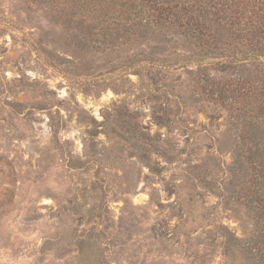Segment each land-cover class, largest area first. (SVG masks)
<instances>
[{
  "label": "rangeland",
  "instance_id": "obj_1",
  "mask_svg": "<svg viewBox=\"0 0 264 264\" xmlns=\"http://www.w3.org/2000/svg\"><path fill=\"white\" fill-rule=\"evenodd\" d=\"M102 1L0 0V264H242L256 173L212 59L115 39Z\"/></svg>",
  "mask_w": 264,
  "mask_h": 264
},
{
  "label": "trees",
  "instance_id": "obj_2",
  "mask_svg": "<svg viewBox=\"0 0 264 264\" xmlns=\"http://www.w3.org/2000/svg\"><path fill=\"white\" fill-rule=\"evenodd\" d=\"M104 1H109L106 7L100 6L114 16L110 33L115 39L120 32L173 30L177 41L212 59L205 66L206 94L225 107L231 126L243 124L240 145L256 173L259 238L236 246L242 264H264V0ZM207 71L226 76L215 78Z\"/></svg>",
  "mask_w": 264,
  "mask_h": 264
}]
</instances>
